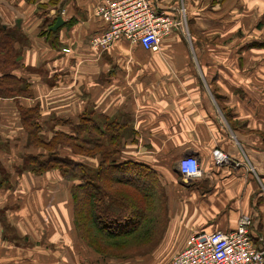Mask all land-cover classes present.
Returning <instances> with one entry per match:
<instances>
[{"label":"crops","instance_id":"obj_1","mask_svg":"<svg viewBox=\"0 0 264 264\" xmlns=\"http://www.w3.org/2000/svg\"><path fill=\"white\" fill-rule=\"evenodd\" d=\"M102 1L0 0L1 21L18 33L12 73L27 88L0 96V264H155L98 252L78 226L81 181L32 159L56 151L97 169L100 152L49 145L76 136L83 116L115 122L120 161L154 170L169 221L153 251L166 256L164 240L172 249L163 264L192 232L231 230L241 214L264 248V0H154L173 16L184 7L189 34L172 33L158 51L122 39L100 52L89 38L104 29ZM58 16L64 25L49 31ZM216 149L230 162L215 164ZM184 156L199 160L202 176L182 178Z\"/></svg>","mask_w":264,"mask_h":264},{"label":"trees","instance_id":"obj_2","mask_svg":"<svg viewBox=\"0 0 264 264\" xmlns=\"http://www.w3.org/2000/svg\"><path fill=\"white\" fill-rule=\"evenodd\" d=\"M15 34L18 36L17 31L5 25L0 18V96L21 95L27 90L24 80L12 73L19 58ZM25 113V119L29 121L38 115L30 114V111ZM119 130L115 122L99 125L90 117L83 116L77 126L76 136L60 133L50 141L49 145H53V148L67 144L85 154L100 152L103 158L97 169L63 157L56 151H52L45 159H32L40 169L58 168L65 178L81 181L80 185L75 186L79 198L74 195L81 207V216L78 218L81 222L78 226H86L88 242L98 252L125 256L115 252L118 246L123 247L128 244L127 240H134L137 236V240L150 242L154 233V220L157 221L158 214L165 213L167 209L157 206L158 199L164 194L154 170L148 165L120 161V143L117 140ZM76 139L81 140L80 147L75 143Z\"/></svg>","mask_w":264,"mask_h":264},{"label":"built area","instance_id":"obj_3","mask_svg":"<svg viewBox=\"0 0 264 264\" xmlns=\"http://www.w3.org/2000/svg\"><path fill=\"white\" fill-rule=\"evenodd\" d=\"M97 14L105 23L104 29L89 38L93 50L106 51L119 40L139 44L146 51H158L162 41L174 31L186 27V10L178 16L160 11L154 0H103ZM215 164L230 162L228 155L213 151ZM235 167L241 162L234 161ZM177 168L186 181L202 176L199 160L184 156ZM253 219L241 214L235 228L225 231H194L187 237L185 246L173 255L169 264H264V248H259L251 233Z\"/></svg>","mask_w":264,"mask_h":264},{"label":"rangeland","instance_id":"obj_4","mask_svg":"<svg viewBox=\"0 0 264 264\" xmlns=\"http://www.w3.org/2000/svg\"><path fill=\"white\" fill-rule=\"evenodd\" d=\"M177 32H180V33L187 35L186 27L184 28V30H179ZM173 33H175V31ZM16 38L18 39L17 35H16ZM21 43H19V45H22ZM21 48H23V46H21L20 49ZM211 54H217V49L213 50L211 52ZM61 142L63 143V141H61ZM62 145H67V144H62ZM158 215L160 217H162V220L157 222V228L158 229L156 230V232H154V233H156V235L153 236L154 234L152 233V237H150V239H151L150 242L147 243L141 239L137 240L136 238H139L138 236L136 238H134V240L126 238V239H129V240H127L128 244L123 245V247H120V245H119L118 249L115 250V252H117L118 254H124L125 255V256H123L124 258H127L126 255H129L128 256L129 258H134L135 256H138V257L144 258L146 260V263L153 262L155 264H163L170 257L168 253H171L172 249H169L168 246H166V243L164 240L160 246H163L165 248H162V247H158V248H159V250H164V253L166 254V256L162 255V254L159 255V251L157 249L155 251H153V250L161 242L160 236L163 237V233H164L165 228L168 224L169 218L166 217V215H168L167 211L165 213L164 212L161 214L159 213ZM161 230H162V232H161ZM137 253H139V254H137Z\"/></svg>","mask_w":264,"mask_h":264},{"label":"water","instance_id":"obj_5","mask_svg":"<svg viewBox=\"0 0 264 264\" xmlns=\"http://www.w3.org/2000/svg\"><path fill=\"white\" fill-rule=\"evenodd\" d=\"M65 21L61 16H58L55 20V23L49 27V31L57 32L63 25Z\"/></svg>","mask_w":264,"mask_h":264}]
</instances>
